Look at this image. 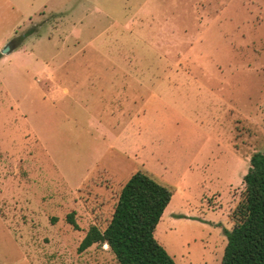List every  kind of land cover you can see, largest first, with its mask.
<instances>
[{
  "label": "rangeland",
  "instance_id": "rangeland-1",
  "mask_svg": "<svg viewBox=\"0 0 264 264\" xmlns=\"http://www.w3.org/2000/svg\"><path fill=\"white\" fill-rule=\"evenodd\" d=\"M263 151L264 0H0V264H118L78 246L138 170L175 262L221 264Z\"/></svg>",
  "mask_w": 264,
  "mask_h": 264
},
{
  "label": "trees",
  "instance_id": "trees-1",
  "mask_svg": "<svg viewBox=\"0 0 264 264\" xmlns=\"http://www.w3.org/2000/svg\"><path fill=\"white\" fill-rule=\"evenodd\" d=\"M244 189L225 230L227 243L221 264H264V151L250 157L242 177ZM173 190L143 171L134 172L120 189L106 227L91 225L78 246L107 243L118 264H177L156 240L154 231ZM76 226L73 212L67 216Z\"/></svg>",
  "mask_w": 264,
  "mask_h": 264
},
{
  "label": "water",
  "instance_id": "water-1",
  "mask_svg": "<svg viewBox=\"0 0 264 264\" xmlns=\"http://www.w3.org/2000/svg\"><path fill=\"white\" fill-rule=\"evenodd\" d=\"M10 48H12V47H10ZM9 50H10V49H9V46H7V47H5V48L3 49L2 53H8Z\"/></svg>",
  "mask_w": 264,
  "mask_h": 264
},
{
  "label": "crops",
  "instance_id": "crops-1",
  "mask_svg": "<svg viewBox=\"0 0 264 264\" xmlns=\"http://www.w3.org/2000/svg\"><path fill=\"white\" fill-rule=\"evenodd\" d=\"M242 181H243V179H242ZM173 193H174V191H173ZM173 193H172V194H173ZM171 197H172V196H171ZM166 207H167V206H166ZM165 209H166V208H165ZM165 209H164V210H165ZM163 212H164V211H163ZM161 217H162V216H161ZM158 223H159V222H158ZM156 226H157V225H156Z\"/></svg>",
  "mask_w": 264,
  "mask_h": 264
}]
</instances>
